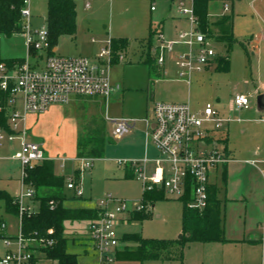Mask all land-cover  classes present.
I'll use <instances>...</instances> for the list:
<instances>
[{
	"label": "rangeland",
	"instance_id": "374dc122",
	"mask_svg": "<svg viewBox=\"0 0 264 264\" xmlns=\"http://www.w3.org/2000/svg\"><path fill=\"white\" fill-rule=\"evenodd\" d=\"M78 16V31L73 38L64 35L59 38L56 45L57 52L68 53L77 45L92 44L99 51L103 46L111 43V38H126L127 48L120 47L118 50L125 51L126 60L114 62L110 68V77L114 84L120 85V93L115 94L109 101L110 116H124L137 118L138 121L131 133L126 134V142L117 143L113 134V123L107 119L105 106L96 101L81 100L76 103L57 105L50 111L38 114L39 117L31 116L28 119V136L30 140H36L44 144L46 152L56 158L58 171L66 174H73L76 161L73 157L79 154V137L87 139L96 128L102 123L105 128L107 142H110L103 157H96L90 170L85 171L82 178L83 197L87 204H94L107 194H112L121 199L129 201H140L143 199L144 190L142 182L135 176L124 178L125 169L119 162L121 159L132 156L135 152V144L145 137L147 131L146 122L141 118L149 116L153 119V101L166 102H190L193 106L199 107L210 101L216 105L223 104L232 92H244L252 96V50L249 48L247 54L240 42H236L231 53V67L229 71L214 70L205 73V81L194 82L191 86L187 83L176 80L173 62L169 59L170 54H178L185 48L183 45H176L166 54L164 69L167 74L161 72V76L156 75L150 81L148 64L140 57L141 38L149 36L150 26L153 28L162 26L166 39L178 40L179 32L189 30L191 21L187 17H177L174 7L170 8L167 0H155V10H151L152 0H91V6L85 7L83 0H75ZM49 0H31L30 8L33 14L32 26L39 28L46 25L48 16ZM229 5V10L224 8ZM251 0H212L209 3V14L222 16L226 13L234 15V33L238 39H243L248 35L249 24L248 15L251 10ZM210 16V17H213ZM96 41L92 42V38ZM155 34L153 35V40ZM216 41V40H214ZM147 42V41H145ZM224 44L216 41L215 44ZM56 53V52H55ZM57 54V53H56ZM154 57L155 54H151ZM0 56L2 58H24L29 57L31 67L39 66L34 55L29 54V47L26 37L22 33L12 36H0ZM46 54L42 53L40 63ZM150 56V55H148ZM148 59V57H147ZM157 65V61L155 62ZM163 71V70H162ZM154 87L153 94L149 86ZM152 89V88H151ZM220 97L221 101L216 102ZM254 98H252L253 100ZM249 113L250 118H260L264 116L259 112ZM235 130L237 135H234ZM231 137L244 147L259 146L264 147V123L250 120L247 124L231 123ZM126 138V137H125ZM20 140L4 141L0 157V189L8 190L12 194H19L22 185L21 163L12 155L20 149ZM87 153V152H86ZM67 157L65 166L61 168L60 157ZM248 155L238 156L246 158ZM220 188L222 200L224 222L226 225V235L239 234L243 228L248 231L262 232L259 220L264 213V178L260 170L256 167L231 163L228 165L227 178L216 177ZM31 209L37 208L39 202L36 198H24L23 201ZM184 199L178 195L166 193L165 197L159 198L152 206L149 216L145 218L131 217V213H126L131 219L119 227L122 235L125 232H136L144 237L153 238H178L182 232V212ZM65 204V201H64ZM14 222L19 224V216L16 213L8 212L5 209L3 200H0V255L6 252V247L2 241L3 222L6 223L8 234L16 232L11 226ZM65 221V232L70 235V250L79 253V264H88L89 257H96V252L89 250L86 253L79 243L73 242V236L82 224ZM88 222V221H86ZM79 231V230H78ZM82 232V231H81ZM128 242L126 253L118 254V259H130L125 261L130 264H142L141 260L135 258V240L129 236L123 237ZM207 245V244H205ZM204 244H191L186 248L184 259L145 260L143 264H199L201 259L207 264L211 251ZM177 247H172L171 251H161L162 256L179 253ZM261 259L264 260V246L260 247ZM262 261V262H261ZM201 263V262H200ZM40 264H58L57 260L43 259Z\"/></svg>",
	"mask_w": 264,
	"mask_h": 264
},
{
	"label": "built area",
	"instance_id": "2783aa9c",
	"mask_svg": "<svg viewBox=\"0 0 264 264\" xmlns=\"http://www.w3.org/2000/svg\"><path fill=\"white\" fill-rule=\"evenodd\" d=\"M31 0H24L22 8L23 31L29 47V54L36 58L39 66L31 67L29 57L7 63L0 61V90L6 95L0 97V110L7 116L11 131L0 126L1 147L5 139H21V148L14 155L22 170L21 192L19 198V224L14 235L2 234L6 252L0 255V264H40L44 255L41 247L54 244V239L37 243L35 239L23 236L21 217L25 210H32L23 201L25 197L32 199L36 188L27 181L29 171L47 159L44 144L27 137L26 120L29 114L47 112L54 104H68L75 97H102L108 107L109 101L120 89L110 77V68L117 55L123 60L125 55L114 52L110 44L103 46L95 59L87 55H61L51 50L49 29L47 24L39 28L32 26ZM177 4L176 10L191 21L189 30L179 32L178 40L166 39L164 32L157 29L151 51L156 56L157 64L164 67L166 54L174 46L180 44L185 48L173 57L178 68V75L190 81L192 74L208 66L216 57L213 38L199 27L194 7V0H170ZM85 6H91V0H84ZM224 8L229 10V5ZM155 9V5L152 6ZM42 53L46 56L40 63ZM252 102L250 95L235 93L232 106L235 109L249 108ZM153 119L149 116L141 118L146 122L147 135L157 149L154 157L141 159H121L119 162L133 172L142 182L144 192L162 187L166 193L186 196L187 205L204 209L209 202V186L212 174L216 169L233 158L225 151L217 135L222 131L225 117L212 103L207 102L203 109L194 110L190 102L153 101ZM113 123V134L119 139L129 133L138 119L124 116H109ZM80 162L79 177L66 179L67 189L73 190L75 196H83L82 176L94 164V157L78 156ZM259 160L253 159V164ZM53 208L55 200L49 201ZM99 215L91 219L87 226L88 238L93 242L98 264H114L121 237L117 224L130 220L126 213L148 210L150 207L140 201L121 199L107 194L98 201ZM264 218V217H263ZM2 231L6 223L1 225Z\"/></svg>",
	"mask_w": 264,
	"mask_h": 264
},
{
	"label": "trees",
	"instance_id": "16d2710c",
	"mask_svg": "<svg viewBox=\"0 0 264 264\" xmlns=\"http://www.w3.org/2000/svg\"><path fill=\"white\" fill-rule=\"evenodd\" d=\"M210 1L212 0H194L199 27L208 36L224 44L226 55L219 58L217 68L220 71H228L230 52L238 41L233 31V14L227 13L217 19L210 18L208 10ZM23 6L24 0H0V36H12L13 34L22 33ZM46 24L49 29L51 50H53L61 36L76 34V1L49 0ZM156 30V28L151 26L150 34L147 38L149 42L152 41ZM126 44V38H111V45L115 53L117 52L116 49ZM243 45L245 44L243 43ZM116 59L117 55L114 57V60ZM3 60L11 64L14 61L23 60V58H2L0 56V61ZM146 63L153 81L155 75L159 73L155 57H152V55L148 56ZM3 95L6 94L0 90V97ZM0 126L9 132L11 131L7 123V116L1 110ZM78 145L80 156H91L94 158L105 156L107 139L104 125L101 123L93 134L85 140L79 137ZM128 172L133 174L131 170H128ZM131 176L128 173L126 174V177ZM66 179L65 175L56 173L55 161L52 158L45 159L29 171L27 181L31 182L36 188L34 198L39 202V206L23 212L21 232L23 236L35 239L37 243L41 242V238L45 240L54 239L53 245L41 247L46 258L57 260L58 264H79V253L69 248L70 239L65 232V221L95 219L99 215V210L91 207L65 206L64 200L67 198L65 194ZM188 194L189 192H187L185 198L183 197L185 202L182 212V232L178 238L144 237L136 233L127 235L137 242V247L129 251L130 253H135V258L141 261L162 258L161 251H171L172 247L178 248L179 256L182 258L183 249L190 242L226 240L222 200L218 197L216 185L211 184L209 186V202L202 210L189 207L186 204L189 199ZM163 197H165L164 189L156 187L144 192L143 201L144 203L150 201L151 205L154 206L155 201ZM51 199L56 202L53 208L49 203ZM0 200L4 201L6 211L19 214L20 202L17 195L11 194L8 190L0 189ZM150 209L136 211L132 213L131 217L145 218L149 216Z\"/></svg>",
	"mask_w": 264,
	"mask_h": 264
},
{
	"label": "crops",
	"instance_id": "0c3cea01",
	"mask_svg": "<svg viewBox=\"0 0 264 264\" xmlns=\"http://www.w3.org/2000/svg\"><path fill=\"white\" fill-rule=\"evenodd\" d=\"M167 1H169L170 8H172L174 4L170 0H167ZM83 2H84V0H83ZM154 2H155V0H152L151 10H155V9H152V6L155 5ZM84 4H85V2H84ZM251 6H252L251 10H250L249 14H247L249 16L248 17V24H249L248 35L243 39H238L235 36V33H234V36L237 38V40H238L237 42H240L241 45L244 47V49L246 50L249 57H250V54L248 52V49L250 48L252 50V53H251L252 54V65H253V68H252L253 88L251 91L252 96H251V94H248V93H245V94L250 95L251 98H254V99L252 100L249 108L235 109L232 106V98H233L234 94L235 93H244V92H238L237 91V92H232L230 94L229 98L227 99V101H225L223 104L216 103V105H215L213 103L221 111V113L225 117H230L229 120L224 122L223 129H222V131H220L218 133L217 139L223 143V145L225 147V151L233 158V160L228 162L227 164L219 166L216 169V171L212 174V184L216 185L217 194L221 200H223V199L220 197V188H219V185L216 181V177H219L221 175V176H224V179L226 180L227 169H228L229 164L239 163L242 165L256 167L260 170V172L262 173L263 178H264V147L259 148L258 145L256 147L255 146L254 147L253 146L244 147L243 145L239 144L236 140H234V138L231 137V123L232 122H237L238 124L244 125L253 119L255 121L264 123V116H261L260 118H250V117L246 116L249 113H245L246 111H250L252 113L259 112L261 114H264V111H259L258 106H257V97L260 94H264V0H251ZM174 11L176 12L177 17H185V16L181 15L180 13H178V11L176 10V7H174ZM231 14H233V13H231ZM210 16H213V15H210ZM222 16H213L210 18L217 19V18L222 17ZM151 26H150V28H151ZM78 27H79V25H78V16H77V31H78ZM155 28L161 29L163 31L161 25H159L158 27H155ZM77 31H76V34H77ZM233 31H234V15H233ZM76 34L70 35V36L75 38ZM148 37L149 36L143 37V38H141V41H140V46H141L140 47L141 48L140 57L145 62L147 61L148 55L153 54L151 51V47L153 45L154 40L152 39V41L149 42L147 39ZM112 38H114V37H112ZM213 40H214V38H213ZM95 41H96V39L93 37L92 42H95ZM145 41H147V42H145ZM215 42L216 41H213L214 47L216 48V52H217L215 59L208 66H206L204 69L194 72L192 74V78L190 81H187V80L179 77L178 68L176 67L174 60H173V57L176 54L171 53L169 59L173 62V67L175 69L174 74H175L176 80L185 82L189 86H191L195 81L196 82L205 81L206 80L205 79V73L211 71L212 69L218 70L217 66L219 64V58L226 55V48L224 45L222 46L219 43H218V45L215 44ZM243 43L245 45H243ZM76 44L77 45L74 47V49L68 51V53H65V54H63V53L61 54V53L57 52V49H58L57 46H55L53 48V51L56 52L57 54H61V55H87L93 59L96 58L98 52L100 51V50L97 51V48L95 46H93L92 44H81V45L79 43H76ZM122 48L126 49L127 44L124 45ZM116 51L121 52L118 49H116ZM121 53L124 54L125 51H123ZM231 53H232V51L230 52V56H229V61H230L229 62V70L231 67ZM154 57H155V62H156V56L154 55ZM124 60H126V57L123 60H119L117 58L116 60L113 61V63L117 62V61H124ZM157 66L159 68V73L157 75L161 76V74H162L161 72H164L163 73L164 75L167 74V71H166V69H164V67H161L158 64H157ZM149 74H150V70H149ZM150 81L152 83L151 75H150ZM149 89L151 90V93L153 94V90H154L153 84H152V87L149 86ZM117 93L118 94L120 93V89L115 94H117ZM81 100H91V101H96V102L101 104L103 102L104 98H102V97H83V96L79 97L78 96V97H75L70 103H76L77 101H81ZM219 101H221L220 97H218L216 99V102H219ZM173 102H175V101H173ZM207 102H210V101H207ZM205 104H203L199 107H195L192 104H191V106L194 110H201V109H203ZM57 105H62V104H54L50 107V109L48 111H50L53 107H55ZM63 105H65V104H63ZM103 105L105 106V113L107 116V115H109V105L107 107L104 102H103ZM31 116H34L35 118L39 117L38 114H29L28 115L27 120H26L27 137L28 138H29V136H28V119ZM132 131H133V129L129 133H131ZM235 135H237L236 130L234 132L233 137ZM127 138H129V137H127V135L125 134L124 136L119 138V141L117 143H121L123 141L126 142ZM5 140L12 141L9 139H5ZM13 140H20L19 143H20V148H21V139L15 138ZM109 144H110V142H107L106 149H107ZM3 145H4V142H3ZM3 145L1 147V149L3 148ZM44 150H45V148H44ZM45 153H46L47 158H52L55 161L56 173L63 174L66 176V178L70 177V176H75L77 178L79 177L80 162L77 159V157L80 155L78 153H76V155L73 157L74 158L73 160L76 161L77 164L75 166V171L72 175L66 174L62 171H58L57 166H56V158L54 156L49 155L46 152V150H45ZM157 153L158 152H157L156 147L151 142L147 133H145V137L143 139L139 138V140L135 144L134 154H132V156L126 157L124 159H141L145 156H149L152 158L155 155H157ZM105 154H106V151H105ZM14 155H12V158L17 159L16 157H14ZM243 155H248V156L246 158H239L238 157V156H243ZM253 159H257L259 161L255 164H253L251 162V160H253ZM59 160L61 161V163H59V164H60L61 168H63L65 166V161L67 160V157H64V156L60 157ZM124 169H125L124 178H130V177H126L127 173L129 175H132L131 177H135L134 174L128 172L129 169L127 167H124ZM82 178H83V176H82ZM65 192H66L65 194L67 196V198L64 200L65 206H67V207L97 208V204H98L97 201L94 204H87L86 200H83V201L80 200L83 196H79V197L75 196L73 190L67 189V187H65ZM13 195H17V194H13ZM263 199H264V189H263ZM263 217H264V213H263V216L261 217V219L259 220V224L262 226V232L261 233H259L258 231H248L247 232V229L243 228L239 234L226 235V233H225L226 240H224V241H194V242H190V243L186 244V246L184 247L182 258L179 256V253H174V254L172 253L168 256H163L162 258L146 259V260L167 261V260H171V259H178L180 261H183L186 248L189 247L191 244L200 243V244H204V245L207 244L205 246H209L207 248L210 249L211 251H214V253L211 252L210 257L208 256L207 264H260L259 259H261V257H262L260 247H261V245H262V247L264 246V218ZM90 220L91 219L68 220V222L76 221L75 224H78V223L82 224L81 229H78L79 231L77 230L75 235H72V236H73V242L79 243V245L83 248V251L86 253V255H89V254H87V252L89 250L95 251L94 246H93V242L88 238L87 226H88V223ZM14 221L15 220H12L13 223L11 224V226L17 232L18 231V222L17 221L14 222ZM86 221H88V222H86ZM125 223H127V221H122V222H119L117 224V231H118L119 236L121 237V244L117 250V256H116V260H115L114 264H127V262H125V261L133 259V257L130 259H125V260L118 259V254L120 253V251H122V253H126L127 252L126 250H128V248H129L128 242H125L123 237L127 236L129 234H132V233H136V232H125L121 235L119 232V227ZM225 228H226V225H225ZM225 232H226V229H225ZM2 233L8 234L6 231H2ZM136 234H139V233H136ZM9 235H13V234H9ZM67 236L70 237V235H68V234H67ZM133 247H134V249L137 247V242H135V245ZM91 256H93V257H89L88 264H98L97 256L96 257H94V255H91ZM43 259H46V257L44 255H42V257H41V260H43ZM78 260H79V256H78ZM144 261H142L141 263L143 264ZM200 262H199V264H205L203 258L201 259ZM128 264H130V262H128ZM262 264H264V260H263Z\"/></svg>",
	"mask_w": 264,
	"mask_h": 264
},
{
	"label": "water",
	"instance_id": "95a60500",
	"mask_svg": "<svg viewBox=\"0 0 264 264\" xmlns=\"http://www.w3.org/2000/svg\"><path fill=\"white\" fill-rule=\"evenodd\" d=\"M257 106L259 111H264V94L257 97Z\"/></svg>",
	"mask_w": 264,
	"mask_h": 264
}]
</instances>
